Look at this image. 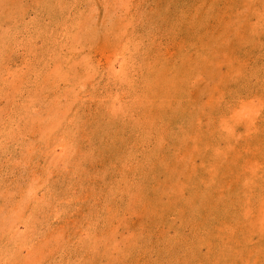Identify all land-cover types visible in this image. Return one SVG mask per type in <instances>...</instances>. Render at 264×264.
<instances>
[{
	"label": "rangeland",
	"instance_id": "obj_1",
	"mask_svg": "<svg viewBox=\"0 0 264 264\" xmlns=\"http://www.w3.org/2000/svg\"><path fill=\"white\" fill-rule=\"evenodd\" d=\"M0 264H264V0H0Z\"/></svg>",
	"mask_w": 264,
	"mask_h": 264
}]
</instances>
